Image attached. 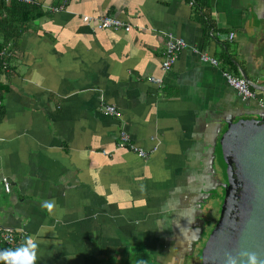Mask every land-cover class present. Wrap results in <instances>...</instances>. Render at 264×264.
Returning a JSON list of instances; mask_svg holds the SVG:
<instances>
[{
    "label": "crops",
    "instance_id": "crops-1",
    "mask_svg": "<svg viewBox=\"0 0 264 264\" xmlns=\"http://www.w3.org/2000/svg\"><path fill=\"white\" fill-rule=\"evenodd\" d=\"M207 2L210 35L187 0H42L46 15L9 47L0 227L38 241L37 264H203L228 187L223 137L264 119V0ZM83 16L131 30L99 31ZM168 34L187 47L163 74ZM224 71L258 100L242 101ZM121 131L146 158L117 148ZM43 200H55V216Z\"/></svg>",
    "mask_w": 264,
    "mask_h": 264
},
{
    "label": "water",
    "instance_id": "water-1",
    "mask_svg": "<svg viewBox=\"0 0 264 264\" xmlns=\"http://www.w3.org/2000/svg\"><path fill=\"white\" fill-rule=\"evenodd\" d=\"M227 165L223 214L202 250L203 264H226L225 253H256L264 262V119L239 120L222 140Z\"/></svg>",
    "mask_w": 264,
    "mask_h": 264
},
{
    "label": "built area",
    "instance_id": "built-area-1",
    "mask_svg": "<svg viewBox=\"0 0 264 264\" xmlns=\"http://www.w3.org/2000/svg\"><path fill=\"white\" fill-rule=\"evenodd\" d=\"M0 1L4 3H10L12 1H15V2L22 3V4H26V5L40 3L41 8L44 9L42 5V0H0ZM65 8H66L65 4H62L58 7L52 8L51 11L53 13H58V12L65 10ZM81 20L86 25L93 24L94 28L99 31L111 30V31L129 32L131 30L130 25L122 22L121 20L117 18L110 17V16H104V17L95 18V19L88 17V16H83ZM233 37L234 35L231 33V34H228L226 38L228 40H232ZM186 47H187V44L185 40H183L182 38L172 36L171 34L167 35L166 41H165V50H164L163 58L161 62V72L163 74L170 72V70L172 69L173 65L176 62L178 54ZM195 52L198 54V57L201 62L209 64L213 67L219 66V61L215 59L214 57L208 55L206 52L201 51V50H195ZM0 56L10 58L11 56L10 48L9 47L0 48ZM4 69L7 70L6 65H4ZM222 76L224 77L226 83L236 92V94L242 101L258 100L255 91L251 89L250 83L248 82L247 79H245L244 77L234 76L225 71L222 72ZM3 80L4 78L0 76V81H3ZM149 81L157 85H160L163 83V79L161 78L150 77ZM259 105L261 107H264V102L259 100ZM2 109H3V101H2V97L0 96V112ZM104 112L111 116L119 115L118 111L113 106H106L104 109ZM117 148L126 149L128 151H131L134 154H136L139 158H146L148 155L147 152L140 149L135 143H133L130 140V137L125 131H121L119 133ZM4 189L5 191H9V186L7 183L4 185ZM15 235L16 233L12 229L0 227V242L1 243L11 246L14 242Z\"/></svg>",
    "mask_w": 264,
    "mask_h": 264
},
{
    "label": "trees",
    "instance_id": "trees-1",
    "mask_svg": "<svg viewBox=\"0 0 264 264\" xmlns=\"http://www.w3.org/2000/svg\"><path fill=\"white\" fill-rule=\"evenodd\" d=\"M190 4L196 5V11L206 27V32L210 35L213 31V23L211 21L210 9L207 0H187ZM46 15L42 10L40 3L31 5L22 4L12 1L4 3L0 1V48L13 47L22 37L25 26ZM213 33V32H212ZM6 65L7 70L4 69ZM11 60L7 57L0 56V76L4 78L0 81V96L3 98L8 91L5 77L11 72ZM1 119V112H0ZM23 244L22 238L16 233L14 242L11 246L0 242V250L15 249Z\"/></svg>",
    "mask_w": 264,
    "mask_h": 264
},
{
    "label": "clouds",
    "instance_id": "clouds-1",
    "mask_svg": "<svg viewBox=\"0 0 264 264\" xmlns=\"http://www.w3.org/2000/svg\"><path fill=\"white\" fill-rule=\"evenodd\" d=\"M57 205L55 200H43L41 208L46 210L50 216H55ZM195 219L189 221L195 224ZM39 243L31 236L26 237L23 244L15 249L0 250V264H37ZM226 264H264L260 257L254 252L242 251L238 255L225 253Z\"/></svg>",
    "mask_w": 264,
    "mask_h": 264
},
{
    "label": "bare ground",
    "instance_id": "bare-ground-1",
    "mask_svg": "<svg viewBox=\"0 0 264 264\" xmlns=\"http://www.w3.org/2000/svg\"><path fill=\"white\" fill-rule=\"evenodd\" d=\"M13 230V229H12ZM14 231V230H13ZM16 233V231H14Z\"/></svg>",
    "mask_w": 264,
    "mask_h": 264
},
{
    "label": "flooded vegetation",
    "instance_id": "flooded-vegetation-1",
    "mask_svg": "<svg viewBox=\"0 0 264 264\" xmlns=\"http://www.w3.org/2000/svg\"><path fill=\"white\" fill-rule=\"evenodd\" d=\"M212 231V230H211Z\"/></svg>",
    "mask_w": 264,
    "mask_h": 264
}]
</instances>
